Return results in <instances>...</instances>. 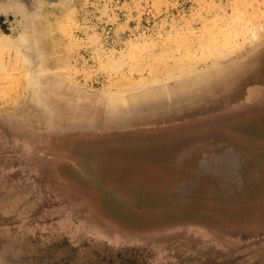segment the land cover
<instances>
[{
    "label": "rangeland",
    "instance_id": "1",
    "mask_svg": "<svg viewBox=\"0 0 264 264\" xmlns=\"http://www.w3.org/2000/svg\"><path fill=\"white\" fill-rule=\"evenodd\" d=\"M17 5L0 4V36L29 31L33 50L0 46V264H153L150 237L131 229L160 222L139 213L156 206L92 179L144 171L130 160L115 168L106 157L94 169L71 158L87 141L120 146L106 141L129 132L145 145L148 132L207 120L228 94L264 84V0H73L44 8L37 25ZM209 72L222 76L155 108L108 101ZM244 235L246 250L223 249L263 264L264 232Z\"/></svg>",
    "mask_w": 264,
    "mask_h": 264
},
{
    "label": "flooded vegetation",
    "instance_id": "2",
    "mask_svg": "<svg viewBox=\"0 0 264 264\" xmlns=\"http://www.w3.org/2000/svg\"><path fill=\"white\" fill-rule=\"evenodd\" d=\"M253 86L262 88L264 84L255 83L244 92L258 93L257 89L252 91ZM232 121L229 125L235 130L231 134L236 140L225 148L226 152L215 147L210 133L214 127L208 118L175 129L151 131L181 132V137L176 141H183L186 148L182 147V154H176L172 163L167 161L155 164L152 160L156 159L158 152L154 153L143 145L138 146L140 144L137 134L125 139L109 138L106 141L108 144H120L117 147H108L111 149L98 147L97 142L87 141L86 145L76 149L79 159H71L80 167L84 164L95 169L97 165L100 166L101 160L109 157L115 168L117 164L125 165L123 163L132 161L130 164L136 170L144 171V175L131 179L124 175L110 179L101 175V172L92 179L101 178L106 185H119V188L128 191L133 197L142 200L141 202L146 200L148 204L150 201L156 206L139 213L150 218L155 217L160 222L131 229L150 237L145 242L153 248L155 257L159 256L158 259L151 257L150 262L153 264L155 261L162 264H247L251 259L249 256H234L223 247L246 250L252 242L246 241L244 233L264 232V119L261 123H255L252 117L248 123L241 122L236 116ZM240 126L249 132H239ZM242 134L248 141L247 144L242 139H237ZM127 139H130L131 144L123 146L121 142L129 143ZM70 146L66 145L69 151ZM116 148L120 152H109ZM229 150L235 151L241 167L234 170L231 168L227 172V167L220 163L219 157L227 155ZM88 153L94 158H87ZM97 200L96 198L94 202L97 203ZM94 211L106 213V210L100 208ZM113 212L119 211L115 209ZM177 217L181 221L169 224L162 222L165 218ZM183 231V239L171 242L172 237L168 235L170 232L179 234L178 232ZM192 239L194 242H189Z\"/></svg>",
    "mask_w": 264,
    "mask_h": 264
},
{
    "label": "crops",
    "instance_id": "3",
    "mask_svg": "<svg viewBox=\"0 0 264 264\" xmlns=\"http://www.w3.org/2000/svg\"><path fill=\"white\" fill-rule=\"evenodd\" d=\"M238 88L234 86L228 87L227 92L230 93L233 90H237ZM255 89H257L258 93L253 91ZM252 91L253 92L250 93L244 92L242 95H239V92H232L231 96L230 94H228L227 98H223L221 103H217V105H212L210 107L211 114L209 120L212 122L211 124L214 127L213 132L210 133L213 139V143L215 147H218L219 151L226 152L225 148L229 147V145L233 144V142L236 140L235 136H232L231 134V132H234L235 130L229 125L232 120H235L236 116L237 119H239L241 122L248 123L250 122L252 117L254 118L255 123H257V121L261 123V120L264 119V87L261 88V86H259L256 88L255 86H253ZM155 100L156 98L150 99V101L147 103L148 109H150L149 105H151V103L153 108H155ZM164 100H166L165 96L160 101L164 102ZM159 104L164 107L165 104L169 103L165 102L163 103L164 105L162 103ZM220 105L224 106L221 112L218 111V109H220ZM165 108L161 112L168 113ZM154 113L155 109L153 110V114ZM238 129L239 132H249L245 129V127L242 126H240V128ZM129 133L130 135L128 136H131V133L133 132ZM181 135V132H148L146 144L145 146L143 145V147L146 149H152L154 153L158 152L157 156L155 157L156 159L153 160L155 164H161L167 161H169V163H172V160L175 159L176 154H178L179 152L180 154H182V147L184 149L186 148L183 141H176L177 139H179V137H181ZM237 139H242L244 143H248L243 134ZM228 152L235 153L234 150H229ZM225 156L223 155L222 157ZM222 157H219V159ZM181 159H183V157H181ZM262 263L264 264V261Z\"/></svg>",
    "mask_w": 264,
    "mask_h": 264
},
{
    "label": "bare ground",
    "instance_id": "4",
    "mask_svg": "<svg viewBox=\"0 0 264 264\" xmlns=\"http://www.w3.org/2000/svg\"><path fill=\"white\" fill-rule=\"evenodd\" d=\"M0 9H1V7H0ZM6 11H7V9H6ZM25 35H26V38H24ZM30 38H32V37H31V34H30L29 31H25L24 33H22L21 40L20 39H13V38L9 37L8 35L2 36V37L0 36V46L12 47V48H14L16 50H20L21 47L22 48L25 47L28 50V52H32L33 49H31L30 48L31 46L29 45L30 44L29 43ZM28 46H30V47H28ZM32 55L33 54H31V53H27L28 57L32 56ZM31 63L33 64L34 61L31 62ZM179 76L182 77L183 80H179V79L172 80L173 83L168 85V86L154 87L152 89H148V90L146 89V90H142V91H139V92L121 91L119 93L111 94L108 101L112 105H118V106L127 105L128 106L129 104H131V106H133V105H144V104H147L150 101V99H153V98H156V97H157L156 99H160V100L164 96L165 97H169V98L172 97L173 99H176V98L182 97L185 94L186 95H192L198 88H201L204 85L210 86L211 85V81L213 79L217 78L218 76L219 77L222 76V74H219V73L218 74H214L213 72H209L207 74H202V75L198 74V76L190 77V79H188L189 77H185L186 73H183V74H181ZM179 76L177 78H180ZM171 78H176V76L171 77ZM198 80H200V81H198ZM202 82L204 84H202ZM225 158H226V163H227L226 166L228 168L236 169L239 166L238 165L239 164L238 163V158L235 155V153H228L225 156ZM232 174H233V177H234L235 176L234 172ZM237 175H239V174H237ZM237 175H236V177H237Z\"/></svg>",
    "mask_w": 264,
    "mask_h": 264
},
{
    "label": "water",
    "instance_id": "5",
    "mask_svg": "<svg viewBox=\"0 0 264 264\" xmlns=\"http://www.w3.org/2000/svg\"><path fill=\"white\" fill-rule=\"evenodd\" d=\"M9 1L18 4L17 6H19L21 10H25L30 15L31 20H33L34 23L36 22V25L38 24L37 22L41 20L44 8L65 9L73 2V0H0V4H9ZM219 161L224 166L227 165L225 157L220 158ZM240 167L239 165L238 168ZM227 170V172H230L232 169L227 167Z\"/></svg>",
    "mask_w": 264,
    "mask_h": 264
}]
</instances>
